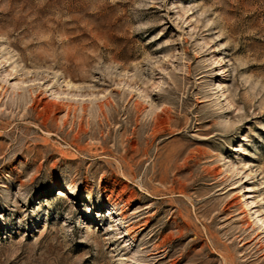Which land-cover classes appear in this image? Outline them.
Listing matches in <instances>:
<instances>
[{
	"label": "rangeland",
	"instance_id": "1",
	"mask_svg": "<svg viewBox=\"0 0 264 264\" xmlns=\"http://www.w3.org/2000/svg\"><path fill=\"white\" fill-rule=\"evenodd\" d=\"M0 264H264V0H0Z\"/></svg>",
	"mask_w": 264,
	"mask_h": 264
},
{
	"label": "bare ground",
	"instance_id": "2",
	"mask_svg": "<svg viewBox=\"0 0 264 264\" xmlns=\"http://www.w3.org/2000/svg\"><path fill=\"white\" fill-rule=\"evenodd\" d=\"M154 120V119H153ZM155 121H157L156 119H155ZM154 121V125L152 124V127H151V130H152V134L153 135H156L157 133V129H156V125H157V123ZM135 123V122H134ZM136 124V123H135ZM143 125V124H142ZM146 125V124H145ZM144 126V125H143ZM146 126H148L149 127V125L147 124ZM141 129V128H140ZM145 130V129H144ZM147 130V129H146ZM134 131V130H133ZM138 132V131H137ZM140 132V134L141 133H143V128H142V131H139ZM135 133V132H134ZM151 135V134H150ZM141 136V135H140ZM145 138V137H144ZM143 138V139H144ZM145 140V139H144ZM146 142H148V141H146ZM146 146V145H145ZM145 151V150H144ZM152 169V168H151ZM147 170V169H146ZM120 216L122 217V218H124V216L122 215V214H120Z\"/></svg>",
	"mask_w": 264,
	"mask_h": 264
}]
</instances>
